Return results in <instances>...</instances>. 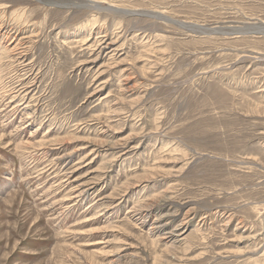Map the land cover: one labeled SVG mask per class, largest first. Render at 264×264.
Instances as JSON below:
<instances>
[{"label":"rangeland","instance_id":"rangeland-1","mask_svg":"<svg viewBox=\"0 0 264 264\" xmlns=\"http://www.w3.org/2000/svg\"><path fill=\"white\" fill-rule=\"evenodd\" d=\"M0 264H264V0H0Z\"/></svg>","mask_w":264,"mask_h":264},{"label":"bare ground","instance_id":"bare-ground-1","mask_svg":"<svg viewBox=\"0 0 264 264\" xmlns=\"http://www.w3.org/2000/svg\"><path fill=\"white\" fill-rule=\"evenodd\" d=\"M32 87H33V86H32ZM82 193H83V192H82ZM82 193H81V194H82ZM79 196H80V195H79ZM134 210H135V209H134ZM141 218H142V217H141ZM141 218H140V219H141Z\"/></svg>","mask_w":264,"mask_h":264}]
</instances>
